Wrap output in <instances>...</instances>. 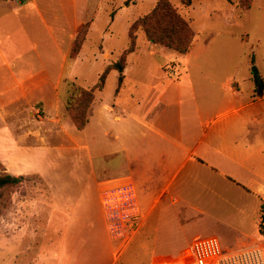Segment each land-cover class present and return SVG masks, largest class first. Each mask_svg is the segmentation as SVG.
I'll return each instance as SVG.
<instances>
[{
    "label": "rangeland",
    "instance_id": "1",
    "mask_svg": "<svg viewBox=\"0 0 264 264\" xmlns=\"http://www.w3.org/2000/svg\"><path fill=\"white\" fill-rule=\"evenodd\" d=\"M158 1L0 0V176L24 177L0 197V264H45L48 256L57 258L58 250L74 249L84 250L85 262L91 264H164L185 257L194 242L209 237H217L227 249L249 244L264 248L259 226L262 197L206 167L190 176V183L178 182L155 211L173 242L167 250H137L139 236L129 243L126 225L133 201L116 208L103 203L100 188L105 181L99 182L100 177L123 170L124 159L98 158L101 153L94 148L92 141L105 145L104 131L112 126L95 116L101 96L96 85L109 65L126 66L130 27ZM169 1L187 21L190 15L198 18L200 39L194 51L182 55L170 50L179 59L147 57L144 32H133L137 54L128 56V77L120 84L117 71L109 72L103 96L111 98L120 88L125 101L129 90L152 81L139 79V71H157L155 67L162 65L166 72L171 62L181 72V81L187 72L202 71L219 73L220 88L230 77L233 83L254 87L253 60L264 75V0H193L190 11L181 0ZM228 4L237 6L236 25L207 18ZM249 6L250 15H244ZM76 17L91 28L82 54L73 57L70 27ZM206 44L209 49L203 48ZM103 49L111 51L110 61L100 58ZM73 84L93 90L95 96L90 124L83 131L66 108ZM189 174L187 169L179 180ZM84 200L91 215L80 207ZM94 233L102 234L109 250L95 249ZM69 260L73 264L76 255L65 256Z\"/></svg>",
    "mask_w": 264,
    "mask_h": 264
},
{
    "label": "crops",
    "instance_id": "2",
    "mask_svg": "<svg viewBox=\"0 0 264 264\" xmlns=\"http://www.w3.org/2000/svg\"><path fill=\"white\" fill-rule=\"evenodd\" d=\"M251 6L244 9V15H250ZM236 11L237 6L228 4L207 18L219 20L227 26L236 25L235 21L239 20L235 19ZM187 18L195 32L191 50L187 53L190 54L200 38L195 29L198 18L191 15ZM81 24L76 17L70 27V44ZM203 48L209 49V44ZM203 48L200 51L205 50ZM170 50L148 41L145 53L147 57L173 55L179 59ZM136 52L137 47L131 55H136ZM101 57L108 61L113 55L110 50L103 49L100 50ZM198 57L195 54V58ZM252 63L255 65L254 60ZM170 64L164 67L166 72L161 70L162 65L155 67L159 69L157 71H139V79L152 81L148 85L139 83L142 87L135 86L129 90L125 101L120 88L111 98L104 97L103 87L100 88L101 96L96 104L95 116L100 115L112 125L104 131L105 145L102 140L92 141L95 150L101 153L98 158L118 159L122 156L124 159L123 170L100 177L99 182L105 181L100 191L123 183L134 187L139 217L136 226L129 229L132 239L129 243L139 236L137 250H167L166 247L173 245L165 234L164 220L160 214L155 215V211L178 182L180 185L190 183V178L202 167L209 168L232 184L248 190L253 188L264 203V90H256L253 75L254 87L249 88L233 83L234 77L227 78L220 88L216 83L220 75L213 72H187L181 81V72L178 70L179 75L175 76L171 68L177 69V66ZM128 70V62L124 72L113 70L117 71L120 84L128 77ZM259 72L264 82V75ZM89 124L90 121L87 127ZM105 152L108 154L104 156ZM187 169L190 170L189 177L179 180ZM85 190L87 188L81 193L83 198H86ZM85 203L86 200L80 207L88 215L91 211ZM87 203L91 204L90 201ZM92 218L95 220L94 216ZM103 221L105 228L104 217ZM92 238L96 250H109L101 233H94ZM115 249L117 247H111V250ZM84 253V250H58L57 258L54 260L50 255L45 264H72L70 260L68 263L65 261L67 255H76L77 260L73 264H91L85 262Z\"/></svg>",
    "mask_w": 264,
    "mask_h": 264
},
{
    "label": "trees",
    "instance_id": "3",
    "mask_svg": "<svg viewBox=\"0 0 264 264\" xmlns=\"http://www.w3.org/2000/svg\"><path fill=\"white\" fill-rule=\"evenodd\" d=\"M187 7L191 6L193 0H181ZM91 24H81L77 29V35L74 39L72 56L76 57L82 50V46L90 31ZM144 32L147 41L154 45H159L168 49H172L181 54H187L192 47L195 32L189 22L182 16L179 8L171 3L169 0H159L152 11L147 15L139 18L130 27L129 37L131 44L129 47V54L136 50V42L131 36L136 31ZM126 66L121 62H116L107 67L100 77V83L96 85L97 88H102L105 84L107 74L113 70L124 72ZM253 81L256 90L261 92L264 90V82L261 78L259 69L253 64L251 68ZM94 88V87H93ZM95 96L93 90H88L80 85L73 84L70 91V96L67 101L66 108L71 114V118L76 127L83 131L87 127L89 111L94 103ZM24 177H16L10 174L0 176V197L3 191L7 188L17 186L23 183ZM260 232H264V214L260 219Z\"/></svg>",
    "mask_w": 264,
    "mask_h": 264
},
{
    "label": "built area",
    "instance_id": "4",
    "mask_svg": "<svg viewBox=\"0 0 264 264\" xmlns=\"http://www.w3.org/2000/svg\"><path fill=\"white\" fill-rule=\"evenodd\" d=\"M171 71L175 76L179 75L178 70L174 67L171 68ZM102 198L104 205L114 208L117 205L125 207L126 203L129 204V201H133V212L128 217L126 226L130 224V227H127L128 230L136 226L139 212L136 192L131 184L108 186L103 189ZM164 264H264V248L257 244H249L227 249L222 246L217 237H209L194 242L185 257Z\"/></svg>",
    "mask_w": 264,
    "mask_h": 264
}]
</instances>
